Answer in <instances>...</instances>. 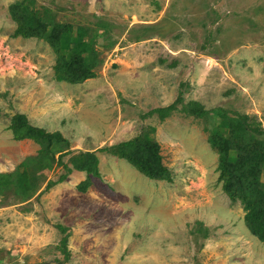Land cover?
I'll return each instance as SVG.
<instances>
[{
    "label": "rangeland",
    "instance_id": "rangeland-1",
    "mask_svg": "<svg viewBox=\"0 0 264 264\" xmlns=\"http://www.w3.org/2000/svg\"><path fill=\"white\" fill-rule=\"evenodd\" d=\"M17 1L0 0V174H9L0 185V264H264V242L218 181L208 141L218 117L182 111L222 108L264 130V0H32V12L87 30L99 62L76 83L55 80L47 41L13 35ZM178 97L168 115L149 113ZM15 113L59 131L72 168L49 189L62 166L34 171L41 175L25 198L12 179L39 145L13 138ZM143 131L159 144L170 180L148 178L113 153ZM86 151L99 177L73 168L71 158ZM58 225L69 232L67 258Z\"/></svg>",
    "mask_w": 264,
    "mask_h": 264
},
{
    "label": "trees",
    "instance_id": "trees-1",
    "mask_svg": "<svg viewBox=\"0 0 264 264\" xmlns=\"http://www.w3.org/2000/svg\"><path fill=\"white\" fill-rule=\"evenodd\" d=\"M32 3V0H21L10 5V15L17 24L13 35L36 37L51 45L57 53L54 65L55 80L76 83L93 77V69L99 61L91 49L92 40H84L87 30L77 27L74 31L70 24L53 21L47 10H44L42 15L36 14L32 12ZM180 100L181 97H178L168 106L152 109L149 113L164 117L176 108V103ZM182 111L196 117H218L219 122L210 129L208 135L211 147L218 153V181L231 200H239L242 203L250 232L264 242V181L260 178L264 171V130L260 123L244 114L228 115L222 108L204 111L199 105H188L183 106ZM9 129L15 140L30 139L39 145L37 154L29 156L21 163L24 167L21 175L17 176V179L13 176L12 179L17 188L16 193L18 189L21 190L23 198L29 196L27 189L35 186L37 177L41 175L34 171L39 172L43 167L49 169L53 163L64 169L56 180L47 181L45 189L64 181L71 173L72 168L62 161V155L67 154L64 151L68 141L59 131L49 132L34 126L22 113H15L11 117ZM112 147L113 153L131 163L148 178L170 180V172L162 163L159 144L148 132L143 131L134 138ZM106 149L100 148V151ZM56 153L58 157L55 158ZM97 162V157L92 151L80 152L71 158L73 168L94 177L100 175ZM5 176L9 174H0V185L1 178ZM87 183L89 178L78 185V191L85 192ZM57 228L62 234L60 249L67 258L69 232L65 226L58 225Z\"/></svg>",
    "mask_w": 264,
    "mask_h": 264
}]
</instances>
